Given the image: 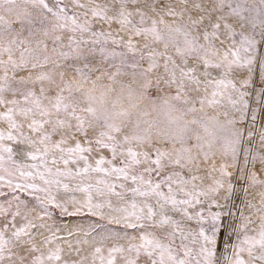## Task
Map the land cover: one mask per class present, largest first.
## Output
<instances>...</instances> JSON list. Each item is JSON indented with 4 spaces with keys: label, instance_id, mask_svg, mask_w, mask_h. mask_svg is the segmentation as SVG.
I'll return each mask as SVG.
<instances>
[{
    "label": "snow or ice",
    "instance_id": "obj_1",
    "mask_svg": "<svg viewBox=\"0 0 264 264\" xmlns=\"http://www.w3.org/2000/svg\"><path fill=\"white\" fill-rule=\"evenodd\" d=\"M0 264H264V0H0Z\"/></svg>",
    "mask_w": 264,
    "mask_h": 264
}]
</instances>
